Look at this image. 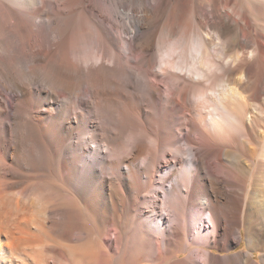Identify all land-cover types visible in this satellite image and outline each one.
<instances>
[{
    "label": "bare ground",
    "instance_id": "bare-ground-1",
    "mask_svg": "<svg viewBox=\"0 0 264 264\" xmlns=\"http://www.w3.org/2000/svg\"><path fill=\"white\" fill-rule=\"evenodd\" d=\"M253 1L0 0V264H264Z\"/></svg>",
    "mask_w": 264,
    "mask_h": 264
},
{
    "label": "rangeland",
    "instance_id": "rangeland-1",
    "mask_svg": "<svg viewBox=\"0 0 264 264\" xmlns=\"http://www.w3.org/2000/svg\"><path fill=\"white\" fill-rule=\"evenodd\" d=\"M252 4H254L255 2L252 0V2H251ZM260 3V2H259ZM256 16V18H261L260 16H259V14L258 13H256L255 14ZM248 94L249 93H246V95L248 96ZM222 177H224V175L222 176ZM49 178V179H48ZM45 179H47V181L52 185V189H53V191L54 192H61L60 191V187H63V184H62V182L61 181H59L57 178H55V176H50V177H46ZM54 179V180H53ZM32 179H30L29 181H31ZM51 180V181H50ZM59 181V182H58ZM60 183V186L58 185ZM62 184V185H61ZM238 183L237 182H235V185L234 186H232V187H235V188H237L238 186H236ZM59 187V188H58ZM214 186H210L209 188L212 190V188H213ZM231 186H227V189H229ZM216 188V187H215ZM246 189V188H245ZM215 190H216V192H215ZM239 191V190H238ZM246 191H247V189H246ZM219 192V193H218ZM213 193H214V196H218L217 198H227V199H229L228 200V202L225 204V205H223L224 206V208H227V207H231V206H234V203L236 204V205H238L239 204V198L237 199V195L235 196V195H233V194H229V195H221V193H220V191L219 190H217V189H214L213 188ZM218 193V194H217ZM240 193H242L241 191H240ZM244 193V192H243ZM216 194V195H215ZM244 196H245V194H244ZM243 196V197H244ZM236 197V198H235ZM246 197V196H245ZM235 200H237V203H236V201ZM239 200V201H238ZM232 204V205H231ZM82 217V220H83V223L81 224V227H80V230H79V233H75L73 236H72V238H70V240H68L67 242L68 243H71V244H75V245H79L80 244V246L82 247V248H87V249H89V248H93V249H96L97 248V246H99V244H100V242L102 241V239L105 237V233H106V230L105 229H103L101 226H98V225H96V222H95V220L92 218V219H89L88 217H87V215L85 214V213H83L82 215H81ZM124 220V221H123ZM122 221H123V224H122ZM122 221H121V219H120V221H119V223L118 224H116V225H120V227H123V229L125 230L126 229V225H127V221H128V219L127 218H122ZM121 222V223H120ZM125 224V225H124ZM206 229L208 230L209 229V227H206ZM243 233L245 234V231L243 230ZM3 233H1V237H3V235H2ZM243 234V238L241 239V241L237 244V242H238V238H235L234 236H232L233 238H235L236 239V241H235V239H233L232 241L234 242V244H235V246L233 247V248H230L229 250H226V251H220L216 246L213 248V252L215 253V254H218V255H222V256H225V255H228V254H232V253H239V252H242V251H246V250H248V246H247V239H246V237H245V235ZM77 236L76 238L74 237V236ZM84 242V243H83ZM79 243V244H78ZM83 244V245H82ZM215 245V244H214ZM261 254H263L262 252H260V251H257V254H256V256H257V260L258 261H261ZM117 261H119L118 260V258H117V256L116 257H113L112 259H111V264H117ZM95 264V263H93V261H90V260H88V261H81L80 259H69L68 261H58L57 262V264ZM103 262V261H102ZM104 263V262H103ZM13 264H17L16 262H14Z\"/></svg>",
    "mask_w": 264,
    "mask_h": 264
}]
</instances>
